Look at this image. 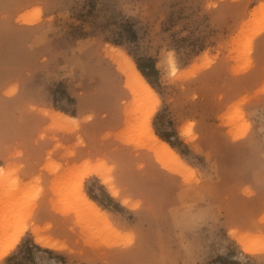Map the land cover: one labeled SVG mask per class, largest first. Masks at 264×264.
Returning a JSON list of instances; mask_svg holds the SVG:
<instances>
[{
  "label": "rangeland",
  "instance_id": "obj_1",
  "mask_svg": "<svg viewBox=\"0 0 264 264\" xmlns=\"http://www.w3.org/2000/svg\"><path fill=\"white\" fill-rule=\"evenodd\" d=\"M259 4L0 0V249L23 229L0 264H264V29L249 40L245 24ZM112 46L153 64L149 124L188 169L157 161L146 125L125 129ZM54 111L76 119L55 127ZM95 163L117 196L100 175L78 183Z\"/></svg>",
  "mask_w": 264,
  "mask_h": 264
},
{
  "label": "bare ground",
  "instance_id": "obj_2",
  "mask_svg": "<svg viewBox=\"0 0 264 264\" xmlns=\"http://www.w3.org/2000/svg\"><path fill=\"white\" fill-rule=\"evenodd\" d=\"M19 20H21V22L25 23V24H32V22L34 21V17H33V15L20 14ZM245 24L248 27V30L250 31L249 40H251L253 37L258 35L264 29V8H263L262 4H259L257 7H253L251 9L250 14H249V18L246 20ZM107 56L113 60L112 62H114L116 64L118 71H121V73H123L126 77V79L124 81L125 82V88L128 91L130 99L127 103H125V106L122 109L123 116H124L122 124L125 126V129L127 130L126 127H128L129 130H131L134 128L130 129V126L138 128V127H143L144 125H146L145 128L144 127L142 128L143 129L142 132L140 131L141 128L139 129V131L141 132V134H140L141 137H144V141H141V140H138V141L139 142L141 141V144H144V142L146 140L145 146H147L152 151V153L155 156V158L157 159V161L165 169H170L172 171H176L178 169L179 171L177 170V172H180V169L181 170L182 169H188V165L180 159V157L173 150V148L166 141L158 138V136H156L151 129V126L149 124L150 116L154 113V111L156 110V108L159 104L157 94L155 93L153 88L145 80L143 75L136 68L135 63L132 61V59L124 51L116 48V46L115 47L112 46V47H109V50L107 51ZM173 68H174V66H173ZM51 118L53 119L52 121L54 122V124L58 125L55 127L60 126L61 128L65 127L66 129H68L67 125L69 126V124H71V123H69V120L76 119V118H74V116H70V115L63 113V112H60V111H54L53 116ZM74 125H75V123H74ZM74 129H76V128H74ZM125 129H124V131H126ZM141 146H143V145H141ZM168 162L173 163L176 166V168L169 167ZM94 165H97V164L95 163ZM94 165L93 164L92 165L87 164L85 166H82V168L83 167L84 168L82 169V171L80 169L81 174H80V176L78 174V177H80L78 179V183L81 182L82 178H84L90 174H97V175H100L101 183L106 186L109 194L111 196H117L118 195L117 194L118 193L117 188H115V186L112 184L111 179L108 178L109 176L106 177L103 175L102 171L98 167V165H100V164H98L97 166H94ZM67 170L68 169H66V172H67ZM64 172L65 171H63L60 175L63 176V175H66L68 173L70 174L71 171L68 170V173L63 174ZM60 178H62V177H60ZM78 183L76 184V188H77ZM78 191H77L78 195H77V193H76V195L79 198L77 200L81 201L80 207L85 213H88V216L90 218L97 217V216L105 217L104 212L101 210V208L99 206H97L90 198H88L80 189H78ZM25 205H27V204H25ZM28 205H27V207H28ZM30 205H31V203H30ZM58 206H57L56 211H58ZM59 208H61V207H59ZM28 209H30V208H28ZM59 210H61V209H59ZM5 228H6V226L4 225V223L0 224V231H4ZM22 232H23V229H20L14 235L11 234L12 235V236L10 235L11 237L9 236L10 239L6 242V244L3 246V248L0 249V257L5 255L9 250H11V248L14 246V244H16V242L18 241ZM36 236H37V238L35 237V241L37 243H39L40 245H43V246L52 247L53 244H50L49 240H46L47 238L46 239L40 238L39 234H36ZM241 239L243 240V238H241ZM244 241L245 240H243V242Z\"/></svg>",
  "mask_w": 264,
  "mask_h": 264
},
{
  "label": "trees",
  "instance_id": "obj_3",
  "mask_svg": "<svg viewBox=\"0 0 264 264\" xmlns=\"http://www.w3.org/2000/svg\"><path fill=\"white\" fill-rule=\"evenodd\" d=\"M136 67L140 71V73L143 75V77H145L148 81H149V75L156 72V70L153 67V64L150 62L140 64L136 61ZM166 141L172 144V142H170L169 140L166 139Z\"/></svg>",
  "mask_w": 264,
  "mask_h": 264
},
{
  "label": "crops",
  "instance_id": "obj_4",
  "mask_svg": "<svg viewBox=\"0 0 264 264\" xmlns=\"http://www.w3.org/2000/svg\"><path fill=\"white\" fill-rule=\"evenodd\" d=\"M64 113V112H63Z\"/></svg>",
  "mask_w": 264,
  "mask_h": 264
}]
</instances>
